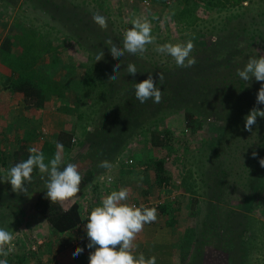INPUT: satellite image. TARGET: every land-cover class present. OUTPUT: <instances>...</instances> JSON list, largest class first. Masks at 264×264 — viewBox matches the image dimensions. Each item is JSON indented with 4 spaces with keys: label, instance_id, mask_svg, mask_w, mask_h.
I'll list each match as a JSON object with an SVG mask.
<instances>
[{
    "label": "rangeland",
    "instance_id": "1",
    "mask_svg": "<svg viewBox=\"0 0 264 264\" xmlns=\"http://www.w3.org/2000/svg\"><path fill=\"white\" fill-rule=\"evenodd\" d=\"M185 1L179 0L174 4L164 1L159 6L142 4L141 7L126 10L111 8V4L107 6L103 0H16L15 8H6L2 13L6 20L20 23V29H29L40 36L44 46L48 47L39 65H50L58 97L50 98L47 108L65 119L64 124L73 138L69 141L72 144L70 152L65 155L62 151L64 165L74 163L79 169L90 161L91 155L81 146L82 140L78 141L86 129L93 130L106 123L107 129L102 130L108 141L117 132V122L122 120L127 123L126 118L135 119L142 115V111L145 113L150 109L147 116L138 118L143 124L129 121L121 134L117 132L118 143L114 153L118 151L116 156H121L128 169L136 171L140 168L144 176L154 171V184L166 196L161 204L165 210L157 209L172 225L177 247L176 263L264 264V167L252 156L256 152L260 160V153H263L264 118L257 117V124L249 132L244 128L243 116L240 122L238 115H234L239 129L235 141L212 143L216 141V134L222 132L220 119L221 115L224 117L223 108L219 112L210 104L208 109L206 106L200 108L201 111L196 114L199 124L191 131L186 126L185 104H179V109L176 104L172 106L169 103L170 89L164 83L167 80L173 86L184 72L202 73L207 75L203 81L214 84L230 83L231 79L242 80L237 75L238 69H243L250 57L264 56V0H241L237 5L224 3V0H212L211 4L205 0ZM190 4L195 18L190 21L176 19L175 13ZM94 14L107 18L106 30L93 21ZM137 17L151 23L155 42L146 45L142 54L125 53L124 57L113 58L109 50L111 45L106 42L111 40L123 48L124 34ZM191 34L195 35V40L190 55L197 61L192 67H178L170 55L156 51L158 45L185 43ZM101 50L104 52L102 70L95 72L102 75L105 71L108 77L111 74L118 77L113 82L112 95L99 104L96 96L79 101L80 94L74 90L72 83L81 80L84 67L90 62L88 57ZM130 63L137 68L135 75L142 72L153 76L156 86L163 93L160 108H154L159 103H154L152 99L141 104L135 97L134 88L133 92H128L133 85L128 83L129 79L134 76L127 71ZM116 64L120 68L113 73ZM159 73L163 75V80L159 79ZM144 78L148 77L144 75ZM251 82L257 81L253 78ZM235 88L240 89L238 84L233 83L224 101L226 110L230 112L234 109V114L239 109L229 105L237 99ZM126 101L134 104L129 109L116 110ZM162 114L167 116L158 120ZM51 117L48 115L47 118ZM156 120L160 121L158 125L153 123ZM148 125L150 129L141 128ZM43 126L45 139L51 127ZM167 134L171 136V144L154 145V136ZM211 148L218 149L219 157ZM162 157L166 172L160 175L170 177L166 185L155 172L156 162ZM94 161L95 165H99L97 160ZM8 170L1 169L0 177H6ZM223 170L226 173L220 172ZM41 175L39 172L33 175L26 194L13 192L10 183L0 182V227L8 230L7 227L16 226L18 232L21 231V235H17L21 237V246L28 244L33 235H40L56 242L52 244L54 253L71 252V234L59 237L50 233L34 210L37 193L46 187V177L42 179ZM73 199L60 203L66 207ZM30 227H37L38 230L31 232ZM18 249L21 250L20 247ZM46 250L50 252L48 247ZM30 252V249L22 250L17 256L10 252L8 258L20 257L24 264L53 263L43 261V251ZM60 263L61 258L54 256V264Z\"/></svg>",
    "mask_w": 264,
    "mask_h": 264
},
{
    "label": "trees",
    "instance_id": "2",
    "mask_svg": "<svg viewBox=\"0 0 264 264\" xmlns=\"http://www.w3.org/2000/svg\"><path fill=\"white\" fill-rule=\"evenodd\" d=\"M208 4H211L212 0H205ZM185 2H189L188 0ZM241 2V0H224V3H228L230 5H237ZM207 4V5H208ZM220 4L223 5V3L220 2ZM187 6V7H186ZM194 9L191 8V4L185 5L184 8L177 11L175 14V18L179 21H190V19L195 18ZM23 37H30V38H22L20 41L22 50L19 53V59L16 55L13 54V41L10 37L4 38L0 45V56L2 57V60L5 64H7L9 67L12 68L13 73L15 75L14 81H10L12 83L11 86L16 89L17 91L21 92L23 95L24 102L27 107L32 108H42L44 107V103L50 99V98H56L58 95L57 93V86L53 83L52 78L54 77L53 73L51 71L49 64H43L39 65L37 64L39 59L48 51V47L46 48L44 44H40L35 39H37V35H35L33 32H31L29 29H24L19 31ZM95 56L92 55L89 56V65L85 66L84 73L81 77V80H77L76 83H72V87L75 88L74 90L77 91L79 95V101L82 100H88L89 98H94L96 96V102L97 104L102 103L104 100H107V98H110L112 95L110 93L112 89V85L114 81L108 80V75H106L105 71H102V75L99 72H95L96 70L100 69L101 61L96 62ZM93 62V63H92ZM86 65V64H85ZM99 70V71H100ZM203 71V69H202ZM146 75L145 73L140 72L138 75H134L129 79V84H133L131 87H129L128 92H133V89H135L134 85L140 81H143ZM207 79V75L204 76L202 73L194 75L191 73H182L181 77L178 78L174 85L169 81H164V83L168 84L169 92H171V95L169 97V103L173 105H177V108L179 109V104H185L186 107L184 108V114L186 119V126L187 129H190L191 131L195 130L196 124L198 125V119L196 114H198L200 108H205L210 105H214L216 108V111L219 112L220 108H223V115H221V130L222 132L216 134V141H213L212 143H222L224 141L225 143L235 141V138H237V129L238 126L236 124V117L234 115H238V119L241 122L242 119H245V117L248 115L250 110H252L254 107H257L261 110H264V105H257L256 104V96L257 92L261 87V82H245L243 80H229L230 83H227L226 81L223 83H207L203 80ZM160 81V80H159ZM161 82V81H160ZM233 83L236 85L238 84L240 89L235 88L236 91H238V94L236 95L237 99L233 102V105H229L231 108H238V112L233 113L234 109H231L230 112L226 110V105H224V101H226L225 97L226 94H229L228 91L231 90L233 87ZM131 88V89H130ZM58 97V96H57ZM131 97V96H130ZM195 100H198L197 103ZM94 102V100H93ZM134 103L132 102H125L123 105H118L116 107V110L121 109H129ZM152 108V107H151ZM154 108H160V103L156 104ZM150 110V109H149ZM149 110L143 113L142 115H139L138 117H135V119L126 118L125 120L127 123H123V121L117 122L118 134H121L123 131V127L125 128L126 125H129V121L135 122V124H143L141 121V118L138 119L140 116H147L146 114L149 113ZM120 112V111H119ZM220 113H218L220 117ZM118 117L120 116L117 115ZM166 114H162L160 117H158V120H162L166 117ZM157 121V120H156ZM153 121V123H156L158 125L160 121ZM125 122V121H124ZM152 123V124H153ZM126 124V125H125ZM122 126V128H121ZM108 125L106 123L100 124L97 127L93 128V130H90L89 128L85 130L81 138H78L79 140H82L80 143L81 146L83 145L86 152H88L89 155H91L92 160L97 161H112L114 158H116V154H119L118 151L116 154L114 153V149H116V145L118 142H116L117 132L112 139L107 140L105 131L102 130V128L107 129ZM147 127H141L142 129L148 128ZM100 128V129H99ZM157 131L159 129V126L156 127ZM150 129V127H149ZM120 130V131H118ZM122 130V131H121ZM233 130V131H232ZM239 130V129H238ZM44 132V131H43ZM36 136L35 133L30 135L31 140ZM153 136V135H152ZM164 136V137H163ZM28 137V136H27ZM72 134L69 131L61 130L59 132V136L55 142L47 141L46 139H43V144L39 151H42L46 157V162L51 159L56 149V143L59 141L64 145L63 151L66 155L68 151L70 150V140ZM156 137V140L154 141L155 146H162V145H169L171 144V136L167 135H161V136H154ZM71 138V139H70ZM26 139V138H25ZM23 139V140H25ZM75 139V138H74ZM76 140V139H75ZM83 149V150H84ZM214 154L216 157H219V154H217L218 149H213ZM113 151V152H112ZM70 152V151H69ZM261 154V159H264V148L263 153ZM30 155L29 150L26 148V143L20 142L19 147L15 151L14 154H12V161L10 163L4 162L0 158V163L4 168H11L16 163L24 161L28 158ZM104 157L102 158V156ZM3 158V156H1ZM5 159V157H4ZM6 160V159H5ZM256 162H259V157L255 158ZM165 160L159 159L156 162L155 172L159 175L160 181H164L163 183L166 185L167 182H169V175H160L164 172H166V169L163 168ZM63 166V165H62ZM260 169V168H259ZM262 169V168H261ZM38 171L34 170L32 176L36 174ZM222 173H226V171H220ZM40 173V172H39ZM89 176L92 174L90 171L87 173ZM157 176V175H156ZM89 179L83 178L81 182V186L85 185ZM161 183V182H160ZM189 187V186H188ZM81 188V187H80ZM189 190L190 187H189ZM46 187H44L42 190H40L37 193V196L33 202L34 210L38 214V217L43 219L45 224L47 225L48 230L50 233L54 234H61L68 232L72 230L74 227L78 226L82 222V215L81 211L79 210V205L76 201L71 203L69 206L64 207L61 203H52L49 199L46 197ZM192 191V190H191ZM136 205V204H135ZM137 206V205H136ZM158 209L165 210L163 206H160V204L157 205ZM160 206V207H159ZM147 207V206H144ZM37 240L35 239V242ZM40 244H37L38 246ZM2 258V257H0ZM9 264H24V260L20 257H16L15 259L8 258Z\"/></svg>",
    "mask_w": 264,
    "mask_h": 264
},
{
    "label": "clouds",
    "instance_id": "3",
    "mask_svg": "<svg viewBox=\"0 0 264 264\" xmlns=\"http://www.w3.org/2000/svg\"><path fill=\"white\" fill-rule=\"evenodd\" d=\"M93 21L101 28L107 29V18L100 14H94ZM195 35L191 34L185 43H166L158 45L156 51L170 55L178 67H192L197 61L191 57L194 49ZM155 42L152 35V25L147 19L139 17L132 21V27L126 30L123 37V48L118 47L111 40L106 43L111 45L109 48L113 58L124 57L128 54H142L146 51V45ZM104 52L101 50L95 56V61L103 60ZM120 65H114V72L119 71ZM127 71L131 75L137 73L135 64L127 65ZM237 75L245 82L253 78L261 82V87L257 92L256 104L264 105V56L259 58L250 57L243 67L238 69ZM160 80L163 75L158 74ZM118 77L111 74L108 80L115 81ZM135 97L141 103L152 99L154 103H160L162 91L156 86V81L150 74L147 79L136 83ZM257 117L264 118V110L254 107L245 117L244 128L251 132L257 124ZM64 145L56 143L54 156L46 162V157L42 151L30 148V155L24 161L16 163L7 173L6 177H0V182L11 184L12 191L26 194L27 185L32 183L33 172L37 170L42 174L41 178L46 177V197L52 203H60L77 197L80 191L82 176L78 166L74 163L64 165L62 155ZM256 158L257 153H252ZM261 167H264V159L259 160ZM64 165V166H62ZM101 168L109 169L112 167L107 160L101 161L98 165ZM129 199V189L121 187L113 190L110 194L101 198L98 206L94 207L87 218L85 231L89 240L88 249H94L89 254L88 264H156L157 257L152 255L145 257L143 253H136V238L146 224H151L157 220L158 212L155 207L136 206L126 201ZM15 236L3 227H0V264H9L7 257L14 248ZM84 251L77 247L72 255L78 257Z\"/></svg>",
    "mask_w": 264,
    "mask_h": 264
},
{
    "label": "crops",
    "instance_id": "4",
    "mask_svg": "<svg viewBox=\"0 0 264 264\" xmlns=\"http://www.w3.org/2000/svg\"><path fill=\"white\" fill-rule=\"evenodd\" d=\"M103 1L107 3V6H109L110 3L111 8L126 10L135 9L138 6L141 7L142 4L159 6L160 3L164 1L173 4L179 2V0ZM15 7L16 0H8V2L6 0H0V45L4 38L10 37L13 41L12 52L19 59V53L22 50L20 41L22 38L30 37H23L19 32L22 30L20 29V23H16L15 20H6L2 13L6 8L12 9ZM16 30H18V32H15ZM35 41L43 44V39L38 35ZM42 59L43 56L39 59L37 64H40ZM14 77L15 75L12 68L5 64L0 56V158L7 163L12 161V154L15 153L20 142L26 143V148L28 150L33 147L40 150L43 144V129H45L43 124L47 125V128L51 127L47 135L44 136L45 139L50 142H55L57 140L61 130L70 132L67 125L64 124L65 119L62 118L59 113H55L47 108V103H49L50 99L44 103V107L42 108L27 107L22 93L14 89V86L12 87L10 84L12 83L10 81H14ZM48 115L52 117L48 119ZM47 122L50 123V125L47 124ZM33 133H35L36 136L31 140L30 135ZM1 156H3V158ZM120 158L121 156L118 155L112 161H109L112 165L109 169H104L95 165L94 163H96V161L91 158H89V162H85L86 165L78 169L82 176V180L83 178L89 179L85 185L81 186L80 184V191L77 197L73 199L79 205V210L83 218L82 222L68 232L58 235L54 234L59 237L71 234V252L67 250V252L57 251L54 253L52 244H56V242H52L50 239H46L40 235L38 237L33 235V237L29 239V243H25L26 246H24L25 244L21 246L19 243L21 237H17V235H21V231L18 232L16 226H9L7 227L9 232H12L15 236V246L11 251L13 252L12 254H16L17 256V254H21L22 250L27 251L30 249V253L40 250L43 251L41 255L43 256V261L46 260L48 263L52 261L53 263L51 264H54V256L56 259L58 257L61 258L60 264H88L89 254L91 251H94V249L87 248L89 240L85 231V225L90 211L100 204L102 197L110 194L113 190H119L121 187H124L129 189V199L126 201L127 203L132 204L135 202L139 206L155 207L156 209L158 204L161 206L166 196H163L160 189L154 184V171H152L153 174L148 173L144 176L142 169L139 168L136 171L128 169L124 165L126 164L125 161ZM100 162L101 161H98V163ZM0 168L4 169L1 163ZM88 171L92 173L90 176L87 174ZM37 227L39 228V226ZM37 227H33L32 229L30 227L32 230L31 232L35 233V230H38ZM34 237H36V242ZM174 242L176 241L173 239L172 225L169 219L158 212L157 220L151 224H146L143 231L138 234L135 241L136 253H143L146 258L155 255L157 257L156 264H177V247ZM37 244L40 245L36 246ZM34 245L36 248L32 249ZM18 247H20V251ZM47 247L50 249L49 253L46 250ZM77 247L83 248L84 251L78 257L74 258L72 253Z\"/></svg>",
    "mask_w": 264,
    "mask_h": 264
},
{
    "label": "built area",
    "instance_id": "5",
    "mask_svg": "<svg viewBox=\"0 0 264 264\" xmlns=\"http://www.w3.org/2000/svg\"><path fill=\"white\" fill-rule=\"evenodd\" d=\"M43 131H45V130L43 129ZM130 161H131V160H130ZM1 169H3V168H0V170H1ZM163 184H164V183H163ZM34 248H36V246H35V245L32 247V249H34Z\"/></svg>",
    "mask_w": 264,
    "mask_h": 264
}]
</instances>
